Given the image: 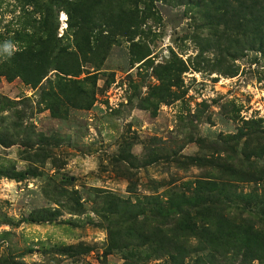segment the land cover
I'll list each match as a JSON object with an SVG mask.
<instances>
[{
    "label": "rangeland",
    "instance_id": "374dc122",
    "mask_svg": "<svg viewBox=\"0 0 264 264\" xmlns=\"http://www.w3.org/2000/svg\"><path fill=\"white\" fill-rule=\"evenodd\" d=\"M47 4L0 0V264H173L125 241L132 226L156 238L163 221L119 218L101 194L165 200L201 182L250 193L260 207L230 201L228 213L198 215L216 240H179L185 264H199L202 252L213 264H264L240 255L264 251L254 211L264 206V54L230 57L241 21L209 24L174 0H81L76 8L96 21L91 37L77 25L74 51L66 1L41 21ZM51 27L70 49L58 59L67 74L50 69L48 83L29 84L11 70L15 53L26 46L33 70L31 46ZM37 212L48 220H24Z\"/></svg>",
    "mask_w": 264,
    "mask_h": 264
},
{
    "label": "trees",
    "instance_id": "16d2710c",
    "mask_svg": "<svg viewBox=\"0 0 264 264\" xmlns=\"http://www.w3.org/2000/svg\"><path fill=\"white\" fill-rule=\"evenodd\" d=\"M67 3V7L64 9L68 19L74 18L73 23L67 24L72 50L77 48V39L79 37V29L76 28L78 24H85L88 27V37L92 36L95 15L90 10L77 9L78 3L81 0H64ZM118 1V0H116ZM178 4H183L187 8H191L197 12V14H203L207 23H211L212 19H218L227 21L233 17L236 20L232 22H239L238 26L231 31H234L238 37L233 42L236 47L232 51H228V54L232 59H236L241 55L244 50H255L264 54V0H174ZM58 0H48L47 12L41 13V21L51 20V11L54 4H57ZM212 9V10H210ZM36 10V9H35ZM215 10L216 15L213 14ZM38 11V10H37ZM212 11V12H211ZM49 15V16H48ZM38 17V15H37ZM61 34L57 36V27H51L47 30V35L44 40L42 36H39L31 46L30 64L32 63L31 71H26L24 62L26 57L24 53L26 46H21L19 51L15 53L16 59L13 61L14 65L11 69L12 72L20 76L23 81L37 85L42 80L49 82V75L57 73V71L63 72L60 67L59 57L64 53H67L70 49L60 43ZM240 48V49H239ZM75 51V50H74ZM10 63V62H9ZM58 67V68H56ZM50 69H57V71L49 73ZM59 69V70H58ZM78 72V71H75ZM64 73V72H63ZM67 74V73H64ZM57 75V74H55ZM210 185L206 186L199 183V185L191 189V194L188 195L185 192H178L176 198L170 195L165 200L157 199L156 197H143L136 199L135 202H130L125 198L113 197L110 194L103 193V197H111L114 201L113 207L115 213L120 215L119 218H125L127 220H137L140 222L145 220L148 216H157L159 220L163 221L164 227L157 229V237H153L152 234L142 231L137 232V228L134 226L129 227L127 231V240L129 242L130 236H132L131 242L140 243L142 247H145V257L149 260L151 257L163 258L167 257L173 264H185V257L189 255V250L180 249L177 250V242L184 240L186 243L192 238H198L200 244H207L210 239L216 240L214 232L208 230V225L205 227H199L195 218L198 215L204 214L207 218L214 215H222L230 212L231 207L225 205V202L236 201L248 206L260 207V205H249V199L252 196L250 193L244 195H237L231 192H227L226 188L217 182H210ZM206 186V187H205ZM189 191V189H188ZM173 194V195H174ZM194 197V201L191 198ZM237 198L239 200H237ZM198 200V201H197ZM262 199L260 200L261 204ZM117 210V211H116ZM190 210H195V214ZM256 213H260L259 224L264 225V206L262 210H254ZM196 215V216H195ZM140 218V219H139ZM27 222H42L48 220L45 217H41L40 213H31L24 219ZM125 221V222H126ZM262 231V227L260 228ZM108 238L110 245L118 248L119 250L123 246H118V241L114 240L111 232L110 225L107 226ZM257 231L253 232V238H257ZM222 239V238H220ZM139 241V242H137ZM184 243V245L186 244ZM222 244L223 242H216ZM125 244V243H124ZM185 248V247H184ZM123 258H130L131 252L128 248H124ZM191 252V251H190ZM243 259L252 260L262 258L263 253L257 251H250L240 254ZM212 256H215L212 255ZM190 257H188L189 259ZM199 264H213L208 253H201L198 260Z\"/></svg>",
    "mask_w": 264,
    "mask_h": 264
},
{
    "label": "clouds",
    "instance_id": "9594fccd",
    "mask_svg": "<svg viewBox=\"0 0 264 264\" xmlns=\"http://www.w3.org/2000/svg\"><path fill=\"white\" fill-rule=\"evenodd\" d=\"M12 48V45L10 43H6L3 46V50L7 51L9 55H11V52L9 51Z\"/></svg>",
    "mask_w": 264,
    "mask_h": 264
}]
</instances>
